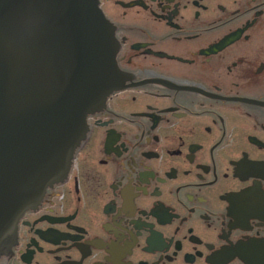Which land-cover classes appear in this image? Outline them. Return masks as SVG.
I'll return each mask as SVG.
<instances>
[{
    "label": "flooded vegetation",
    "instance_id": "af4514ba",
    "mask_svg": "<svg viewBox=\"0 0 264 264\" xmlns=\"http://www.w3.org/2000/svg\"><path fill=\"white\" fill-rule=\"evenodd\" d=\"M121 88L0 264H264V0H100Z\"/></svg>",
    "mask_w": 264,
    "mask_h": 264
},
{
    "label": "water",
    "instance_id": "95a60500",
    "mask_svg": "<svg viewBox=\"0 0 264 264\" xmlns=\"http://www.w3.org/2000/svg\"><path fill=\"white\" fill-rule=\"evenodd\" d=\"M100 0H0V250L121 88Z\"/></svg>",
    "mask_w": 264,
    "mask_h": 264
}]
</instances>
